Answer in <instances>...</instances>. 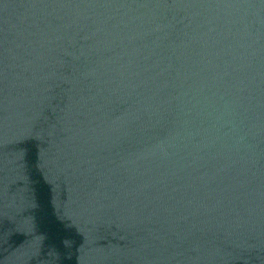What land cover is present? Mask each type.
<instances>
[{
	"label": "water",
	"instance_id": "1",
	"mask_svg": "<svg viewBox=\"0 0 264 264\" xmlns=\"http://www.w3.org/2000/svg\"><path fill=\"white\" fill-rule=\"evenodd\" d=\"M0 264H264V0H0Z\"/></svg>",
	"mask_w": 264,
	"mask_h": 264
}]
</instances>
